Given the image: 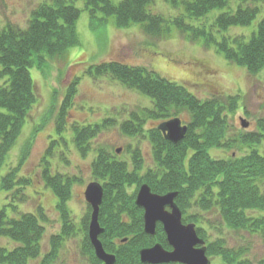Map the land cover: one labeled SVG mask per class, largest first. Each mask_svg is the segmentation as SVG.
<instances>
[{
  "label": "trees",
  "instance_id": "16d2710c",
  "mask_svg": "<svg viewBox=\"0 0 264 264\" xmlns=\"http://www.w3.org/2000/svg\"><path fill=\"white\" fill-rule=\"evenodd\" d=\"M154 1L87 0L86 9L92 25L107 23L113 18L120 29L139 25L156 37L168 35L169 25L173 24L193 41L214 47L227 61L246 69L249 75L256 76L264 70V0H172L175 9L179 10L181 5L183 9L177 20L171 21L151 15ZM214 12L219 15L211 25L202 23ZM80 15L75 0H50L32 12L26 28L6 25L0 29V171L39 103L31 70H43L49 61L80 46L77 31ZM259 17L261 20L255 26ZM197 22L201 25L196 26ZM235 28H250L252 32L230 34ZM89 75L111 77L148 97L154 106L149 111L151 121L174 118V110H185L192 117L188 133L178 145L166 140L159 125L149 130L154 160L149 170L144 168L138 148L134 152L126 149L132 163L120 161L118 155L103 148L96 150L92 175L104 185L100 224L105 232L100 240L106 252L116 256V264H141L140 251L156 244L171 250L161 225L155 237L144 232V212L135 204L136 194L129 192L130 188L142 184H148L158 195L177 192L176 203L183 213V222L195 224L199 237L204 240L208 232L203 225L213 227L205 218L214 214L220 224L212 230L225 227L231 235L241 234L264 241V152L256 148L264 140V121H260L257 133L231 137L227 112L238 110V97L202 101L183 86L144 68L119 62L93 66ZM76 92L77 82H74L67 92L66 102L74 100ZM62 116L63 113L59 126L64 123ZM133 119L138 123L127 121L123 133L140 136L145 132L144 123L140 122V117ZM99 133L98 125L73 128V143L81 156L91 153L89 141ZM212 149L240 153L230 160H221L211 156ZM51 151H47L42 162L45 165L42 181L58 199L62 230L52 236L49 250L44 252V209L39 208L38 214L20 212V206L30 199L27 191L33 187V180L22 173L27 156L24 152L16 165L10 163L8 171L0 177V191L6 194L7 201L0 209V240L10 242L8 247L0 244V264H57L65 246L79 234L83 236L79 247L81 255L90 264H103L96 258L88 235L91 209L79 228L67 207L75 180L58 173L53 176ZM240 240L242 245L229 247L225 239L217 238L207 246V255L221 258L223 264H251L247 254L251 244L245 237ZM258 264H264V259Z\"/></svg>",
  "mask_w": 264,
  "mask_h": 264
},
{
  "label": "rangeland",
  "instance_id": "374dc122",
  "mask_svg": "<svg viewBox=\"0 0 264 264\" xmlns=\"http://www.w3.org/2000/svg\"><path fill=\"white\" fill-rule=\"evenodd\" d=\"M48 1L50 0H0V29L6 25L26 28L32 12ZM86 1L75 0V6L81 10L77 23L80 46L70 49L61 58L49 61L43 70L36 68L31 70L39 94V103L32 110L29 123L23 127V133L15 149L0 171L1 177L8 171L10 163L16 165L20 155L26 153L22 173L33 180V187L27 191L30 199L20 206V212L38 214L39 208L44 209L46 217V221L43 222L46 228L44 252L49 250L52 236L60 234L63 223L57 209L58 199L42 181V171L45 169L42 162L49 149L52 150L49 160L53 176L58 173L64 178L75 180L72 198L67 207L80 228L81 221L87 217L90 208L84 197L87 186L98 182L104 187L102 182L95 180L91 170L97 149L103 148L112 155H118L120 161L132 163L131 155L126 149L131 148L134 152L138 148L142 152L144 168L149 170L154 161L149 130L174 118L181 119L188 127L191 124L192 117L185 110L178 112L174 110L172 113L174 118L165 121L149 120V111L154 106L148 97L125 87L111 77H91L89 75L91 67L119 62L144 68L149 73L153 72L161 78L185 87L202 101L219 97H238V110L227 112L231 137H236L240 133H257L260 121H264V70L256 76L249 75L246 69L227 61L214 47L211 48L199 40L193 41L173 24L169 25L168 35L158 37L148 34L139 25L120 29L113 18L107 23L95 22L92 25ZM171 1L155 0L151 7V15L167 21L178 18L183 6L181 5L179 10L175 9ZM218 15V12L211 13L202 23L211 25ZM260 20L261 17L255 26ZM200 25L201 23H196V26ZM251 32L250 28H235L229 33L242 35ZM74 82H77V95L74 100L66 102L67 92ZM61 113L64 123L61 122L59 126ZM137 117L144 123L145 132L132 137L124 134L123 125L129 120L137 124L138 122L133 121V118ZM242 120L249 124L247 130H242ZM96 125L99 126L101 133L89 141L91 153L83 157L73 143V128ZM256 148L264 152V140ZM119 149L122 152L117 154ZM239 153L236 150H210L213 158L221 160H230ZM138 189L139 186H134L129 192L137 196ZM5 204L6 194L0 191V209ZM8 210L11 214V210ZM90 217L91 212L89 222ZM205 221L213 226L210 228L209 225H203L208 232V239L205 238L207 246L221 238L226 240L229 247H235L242 245L240 238L245 237L246 242L251 244L247 253L251 264H258L264 259L262 239L247 238L241 234L231 235L225 227H221L219 231L212 230L214 227L218 228L220 224L214 214L207 215ZM81 241L82 234L71 239L63 249L61 260L57 264H90L87 258L81 255L79 249ZM9 243L7 240H0L2 246L8 247ZM209 258L212 264H223L219 257Z\"/></svg>",
  "mask_w": 264,
  "mask_h": 264
},
{
  "label": "water",
  "instance_id": "95a60500",
  "mask_svg": "<svg viewBox=\"0 0 264 264\" xmlns=\"http://www.w3.org/2000/svg\"><path fill=\"white\" fill-rule=\"evenodd\" d=\"M241 126L243 130L249 128L245 120L241 121ZM158 129L173 145L184 141L188 133V126H184L179 118L161 124ZM121 152V149L117 150V154ZM84 196L92 211L88 235L96 258L103 264H116V256L107 253L100 240L105 232L100 224L104 188L98 182L90 183ZM177 197V192L155 194L147 184L141 185L138 189L135 204L144 212L145 234L155 237L157 227L161 225L171 249L166 250L161 244L142 249L141 264H212L207 255L206 242L199 237L195 224H183V213L176 203Z\"/></svg>",
  "mask_w": 264,
  "mask_h": 264
},
{
  "label": "bare ground",
  "instance_id": "6f19581e",
  "mask_svg": "<svg viewBox=\"0 0 264 264\" xmlns=\"http://www.w3.org/2000/svg\"><path fill=\"white\" fill-rule=\"evenodd\" d=\"M143 220H144V218H143Z\"/></svg>",
  "mask_w": 264,
  "mask_h": 264
}]
</instances>
